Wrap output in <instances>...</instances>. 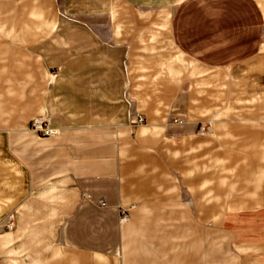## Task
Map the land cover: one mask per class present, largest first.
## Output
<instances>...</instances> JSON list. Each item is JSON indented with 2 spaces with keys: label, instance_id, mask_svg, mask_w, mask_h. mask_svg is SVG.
<instances>
[{
  "label": "crops",
  "instance_id": "obj_1",
  "mask_svg": "<svg viewBox=\"0 0 264 264\" xmlns=\"http://www.w3.org/2000/svg\"><path fill=\"white\" fill-rule=\"evenodd\" d=\"M0 264H264V0H0Z\"/></svg>",
  "mask_w": 264,
  "mask_h": 264
},
{
  "label": "built area",
  "instance_id": "obj_2",
  "mask_svg": "<svg viewBox=\"0 0 264 264\" xmlns=\"http://www.w3.org/2000/svg\"><path fill=\"white\" fill-rule=\"evenodd\" d=\"M35 121L32 124V130L39 133L41 136L49 137L55 134L56 131H54L50 125L49 120H47L46 117L37 118L34 119ZM133 123L135 124H143L144 119L141 115H135V118L133 120ZM210 132V129L208 127L202 126L200 128V133L202 135H205ZM101 204L104 205V203L101 201ZM124 215V214H123ZM127 218V215H124L123 219L125 220ZM11 227V225H9Z\"/></svg>",
  "mask_w": 264,
  "mask_h": 264
},
{
  "label": "rangeland",
  "instance_id": "obj_3",
  "mask_svg": "<svg viewBox=\"0 0 264 264\" xmlns=\"http://www.w3.org/2000/svg\"><path fill=\"white\" fill-rule=\"evenodd\" d=\"M202 126H204V125H202ZM202 126L200 127V128H202ZM204 127H208L209 129H210V132L209 133H211V127L209 126V125H206V126H204ZM201 134V133H200ZM208 134V133H207ZM206 135V134H205Z\"/></svg>",
  "mask_w": 264,
  "mask_h": 264
}]
</instances>
